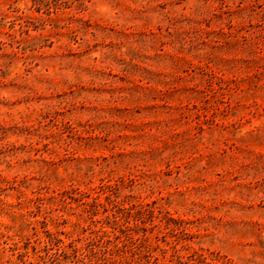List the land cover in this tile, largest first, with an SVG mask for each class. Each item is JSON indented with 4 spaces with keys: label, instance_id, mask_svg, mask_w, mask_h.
Wrapping results in <instances>:
<instances>
[{
    "label": "rangeland",
    "instance_id": "374dc122",
    "mask_svg": "<svg viewBox=\"0 0 264 264\" xmlns=\"http://www.w3.org/2000/svg\"><path fill=\"white\" fill-rule=\"evenodd\" d=\"M259 3L0 0V264H191L174 242L264 264V45L246 46L264 34ZM186 86L208 119L191 106L166 128L159 90ZM102 165L122 177V207L155 209L145 227L94 206ZM158 207L193 237L164 229Z\"/></svg>",
    "mask_w": 264,
    "mask_h": 264
},
{
    "label": "trees",
    "instance_id": "16d2710c",
    "mask_svg": "<svg viewBox=\"0 0 264 264\" xmlns=\"http://www.w3.org/2000/svg\"><path fill=\"white\" fill-rule=\"evenodd\" d=\"M59 0H32L33 4H57ZM257 2H260L259 4H264V0H255ZM261 23L263 24V28H264V9L263 12L261 14ZM224 34V36L226 35L227 37H232V35H229L227 33H222ZM231 39V38H230ZM256 39V40H255ZM261 40L263 45H264V34H258L255 35L253 37V33L250 34V38H249V44H246V46L249 47V49H251V47H253V43H255L256 45H259L258 41ZM244 46V47H246ZM264 46L260 45L259 51H255L257 54L262 52ZM258 50V49H257ZM252 52H253V48H252ZM251 53V51H250ZM253 54V53H252ZM260 54H258L257 56V65H256V70L257 72L262 70L264 68V59L262 57L259 56ZM214 65L217 67V69L220 71L221 67H220V63L214 60ZM252 63H253V59H252ZM250 64V62H249ZM261 73V72H259ZM256 90H259V93H261V95H263L262 97L264 98V86H260L257 87V85H253V98H255L256 95ZM181 91V89L179 88H173V89H167V90H159V98L162 101V105L164 108H166V113H168L169 115V122H166L165 127L166 128H170L172 127L174 124H176L178 121L184 120L185 122L188 121L189 117L192 115V113L190 112V107L192 106L193 108L196 109V112L193 114L196 116V118H199L200 116L204 117L205 119H208L207 114L205 113V111H201L197 105L198 101H206L207 97L204 98H199L200 94L202 93V91L197 87V86H191V87H184L183 90V95L178 96L175 98V94L179 93ZM174 98L176 99V102L174 104H171L172 101L174 100ZM175 101V100H174ZM208 107L205 105V108ZM174 115H178V119L174 117ZM214 115V114H212ZM177 121V122H176ZM177 134V133H175ZM121 154H119L118 156H120ZM104 160H107L106 158H103ZM98 165V164H97ZM106 166H101L100 169V173L101 174H106L103 177H101V181H100V185L98 186V190H96V195L93 196V200H94V206H100L103 208H106L107 205L111 204V205H119L121 206L122 204L124 205L125 200L123 198H125V196H123L122 200L120 201V197L122 195V184H121V180L122 177H117V178H112L111 176L114 174L112 172H108L105 170ZM77 185V186H76ZM79 182L77 184H74L72 182L71 186L72 188L78 189L79 187ZM75 189V190H76ZM79 194H83L82 192H79ZM64 193H60V195H63ZM103 194L104 195V199L107 201L106 203L102 202L100 200V195ZM153 203H156V201H154ZM121 216L120 215H115L114 213H112L111 216H105L104 219H107L109 221L114 222V224H121L123 223V225L125 227H127L129 230H132L133 228H137L139 225H143L145 224V219L146 216H153L155 209L151 207L150 203H145L143 205L139 204L137 205H130L129 207H122L121 206ZM158 212V216L157 217H161V215L163 217H161L162 219H165V223H164V229L168 230L169 233H171L174 237L178 238L179 236H184V237H193V235H189V233L186 231L187 228L184 226L187 222L183 221V220H178L174 217L171 216V214L169 213L168 210L163 209V207H158L157 210ZM94 219V217H91ZM122 220V223L121 221ZM122 225V226H123ZM103 227V232L108 233L107 229H105L104 226ZM133 227V228H132ZM141 227V226H139ZM146 231V230H145ZM112 233H114V231H112ZM159 233H161V231L159 230ZM194 237L198 238L200 237L199 235H195ZM143 239H135L133 241L139 240V242L141 240H144L143 242L146 241L145 236L142 237ZM185 239V238H184ZM149 245V244H148ZM183 246V245H182ZM185 248V247H184ZM118 249V248H117ZM171 250H172V254L171 257L172 259H175L178 263L182 262V259L184 257H187L188 261H191V264H212L211 262L207 261V258L204 256V254L202 253V248L198 247V249L192 248V251L190 254L188 255H182L181 254V248L177 247V242H174L173 245L171 246ZM92 253L94 255H96L94 253V251H92ZM196 259V261H195Z\"/></svg>",
    "mask_w": 264,
    "mask_h": 264
}]
</instances>
